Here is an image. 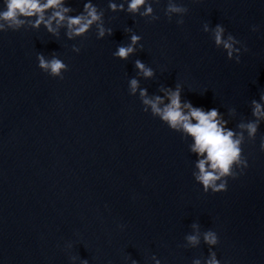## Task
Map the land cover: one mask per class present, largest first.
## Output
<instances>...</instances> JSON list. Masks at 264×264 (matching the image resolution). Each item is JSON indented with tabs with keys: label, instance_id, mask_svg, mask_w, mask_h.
Wrapping results in <instances>:
<instances>
[{
	"label": "clouds",
	"instance_id": "9594fccd",
	"mask_svg": "<svg viewBox=\"0 0 264 264\" xmlns=\"http://www.w3.org/2000/svg\"><path fill=\"white\" fill-rule=\"evenodd\" d=\"M155 2L158 3L159 0H155ZM4 5V10H0V32L17 31L25 24H31L33 28L37 29L41 24H44L47 32L57 36L59 29L65 27L69 39L86 35L93 25H96L98 39L104 38L106 34L111 36L113 32L111 28H106L104 25L103 11H98L97 7L90 2L85 3L83 13L76 16L66 15L72 9L64 6V0H4ZM109 8L113 12L125 10L123 3L118 5L111 2V0ZM49 10H51V14L46 18L45 14ZM126 10L133 15L139 14L141 17H151V21L159 19L154 14L152 0H128ZM187 12L188 9L176 3V0H168L165 15L169 20L175 14L181 17L176 23L183 25V16ZM32 17H35V19H25ZM53 23H55V27H53ZM203 30L211 33V38L214 40L216 47L220 48L222 46L229 60L235 59L237 63L240 62L241 49L235 47V45L241 42L231 34H228L225 38V28L221 24L210 28L209 24L205 23ZM256 30L253 27V31ZM140 41L141 37L133 33L130 36V43L118 45L113 56L120 60H127L130 55L136 52L138 44L140 49H143ZM72 50L79 53L80 48L73 45ZM243 51H248L246 46H243ZM37 60L38 67L54 78L58 77L62 80L64 78L63 73L68 70V66L56 55L46 59L43 54L38 53ZM134 64L138 70V75L143 76L145 79L154 77L155 73L151 67L138 59L134 61ZM138 89L144 112H148L150 108L153 117L160 118L170 129L180 132L182 135L190 136L194 140L190 150L199 159L195 165L198 172H193L192 175L195 181L203 186L204 193L226 191L228 178L236 179L238 175L243 174V170L248 167L247 159L244 157L241 147L244 141L243 133L246 131L249 139L255 140L260 120L264 119V104L256 100L252 101V115L255 119L238 124L237 127L241 131L237 133L225 127L227 121L221 118L220 112L216 108L205 111L203 108L194 107L189 101L182 103V87L180 84H177L174 90L161 88L169 101L167 104H164L161 96L149 97L147 89L140 88L138 79H130L129 94L135 95ZM260 101H264V93L261 94ZM260 149L264 151V137L261 138ZM237 169H239V172ZM120 227L123 228L124 225H120ZM192 227L199 228L196 224ZM185 239L192 246L200 243L199 234L188 235ZM203 241L209 246H215L219 242L216 232L212 230L203 233ZM69 247H72V245L70 244ZM78 258L77 256H70L72 261ZM79 259L80 264H88L87 259ZM132 264H138V262L133 259ZM156 264H160V262L157 260ZM193 264H201V262L197 259L193 261ZM206 264H220L215 252H210Z\"/></svg>",
	"mask_w": 264,
	"mask_h": 264
}]
</instances>
